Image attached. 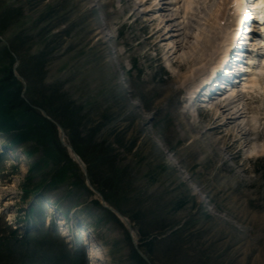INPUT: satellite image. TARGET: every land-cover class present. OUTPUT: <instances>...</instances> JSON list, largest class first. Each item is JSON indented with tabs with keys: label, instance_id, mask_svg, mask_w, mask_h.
<instances>
[{
	"label": "rangeland",
	"instance_id": "obj_1",
	"mask_svg": "<svg viewBox=\"0 0 264 264\" xmlns=\"http://www.w3.org/2000/svg\"><path fill=\"white\" fill-rule=\"evenodd\" d=\"M143 1L0 0V66L12 61L8 44L32 106L53 105L62 97L80 110L73 121L83 148V158L78 156L93 169L104 194L133 218L137 246L139 238L156 239L153 264H264V76L253 86L249 76L243 85L248 90L232 92L233 105L247 109L240 118L247 137L219 128L223 117L214 119L219 110L210 112L211 105L196 115L186 103L224 53L232 0ZM214 11L217 20L211 19ZM190 12L198 17L188 21L190 38L177 58L189 55L200 32L212 30L221 40L211 52L217 55L200 65L205 70L184 77L190 65L179 69L166 54ZM40 54L42 72L34 59ZM257 59L263 70L264 56ZM72 132L64 130L69 143ZM55 138L48 133L14 149L0 148V264H91L89 247L77 235L80 225L100 245L103 264H135L125 229L93 204L97 199L84 188L78 167L55 187L24 193L65 164L57 151L52 158L44 153L56 148ZM102 153L104 160L96 163ZM38 161L40 170L31 173ZM28 203L37 206L34 223L16 222ZM42 206L46 211H37ZM54 223L66 226L64 239ZM37 227L48 230L35 235ZM13 230L18 239L26 231L30 235L15 242L9 238Z\"/></svg>",
	"mask_w": 264,
	"mask_h": 264
},
{
	"label": "trees",
	"instance_id": "obj_2",
	"mask_svg": "<svg viewBox=\"0 0 264 264\" xmlns=\"http://www.w3.org/2000/svg\"><path fill=\"white\" fill-rule=\"evenodd\" d=\"M14 53L16 51L12 49ZM11 58V63L9 65H2L0 66V71H2L4 74L0 77V132L4 136L5 145L8 146H18L26 141L32 140V138H38L40 136L46 135L48 133L55 134L56 138L53 140L52 144L55 145L56 148H49L45 149L44 153L47 157L52 158L54 151H57V153L62 154L65 157V164L59 166L50 176V178H42L36 185L32 186V189H25L24 193H36V192H42L48 188L55 187L62 182L65 181L66 176L68 175V170L72 168H77V165L71 161V159L66 154L64 148L59 144L57 139V130L53 123L46 120L42 115L36 111L35 109L31 108L28 103L31 104V102L27 98L26 100L21 97V91L22 86L21 83L14 78L11 72L12 62L13 58L9 55ZM44 54H40L39 56H36L34 59H36V63H41V66L39 67V70L42 72L43 67V60ZM26 97V96H25ZM62 98V97H60ZM60 98H56V104L51 105L50 102L47 103V105L40 103V102H34L39 103L38 107L42 108L48 115H50L57 123H59L64 130H73V132L70 134V144L74 148L75 152L79 154L83 158V152L81 149V145L76 143L77 139H80V132L77 131V125H74L73 121H76L78 119V112L74 107L72 106L68 100L64 101ZM49 100V99H47ZM55 105V107H54ZM69 106L71 108H69ZM71 119V120H70ZM84 146V145H83ZM85 149H87L86 146H84ZM33 154L32 150H29L27 152V155L31 156ZM100 157V158H99ZM105 158L104 153L97 155L95 160L96 163L103 161ZM41 167V164L38 162L34 163L32 167L29 169V171L36 172L39 171ZM87 176L90 180V183L100 190L102 193L104 199L117 208L123 215L128 216L127 213L121 208L119 205V202L111 201V198L104 193V188L97 186V182L94 178V172L93 169L87 165ZM85 185H83L84 187ZM87 191L88 188L86 186L84 187ZM90 193V192H89ZM94 205L99 206L100 210L103 213V216L106 217V220H113L116 223L122 224L118 221V219L107 209L100 206L97 200L93 201ZM130 221L133 223V218L129 217ZM126 232V230H125ZM145 234H142L144 236ZM177 235V230L172 231L170 233V236ZM127 239H129V236L126 232ZM10 239H13V236L11 235L9 237ZM14 240V239H13ZM139 249L146 255L148 258L150 264H153L152 257H151V248L154 245V242L156 239H151L150 241H143V239L139 238ZM18 242V241H17ZM131 259L135 264H148L145 260H143L136 251L132 248L131 250ZM22 264V263H21Z\"/></svg>",
	"mask_w": 264,
	"mask_h": 264
},
{
	"label": "bare ground",
	"instance_id": "obj_3",
	"mask_svg": "<svg viewBox=\"0 0 264 264\" xmlns=\"http://www.w3.org/2000/svg\"><path fill=\"white\" fill-rule=\"evenodd\" d=\"M204 1L206 2L207 0H204ZM235 1L236 0H234V3H235ZM237 1L239 2V0H237ZM144 3H146V0H144L141 5H143ZM247 5H248L247 0H241V5H240L239 9H241L242 11H246ZM153 9L155 10V8H153ZM158 10L163 12V11H167L168 8H166V6H160ZM151 11L152 10H148V12L144 11L143 13L144 14H148ZM186 12H185V14H186ZM173 15H175V14H173ZM173 15H171L169 17L170 20L171 19L174 20L176 18V15L175 16H173ZM190 15L191 16L186 18V21L184 20L185 22H183V23H186V24H184V26L182 28L176 30V32L179 33V35L176 36L178 39L176 41L175 48L170 53L166 54V57L168 59L172 58V60L175 61V63H177V66H178L179 69L183 68L184 66L190 65L189 70H187V73L185 74L184 77H188L190 74L196 75V73H198V72H200L202 70H205V68L203 66L201 67L200 65L208 64L209 61H211L210 60L211 56L216 54V52L213 55H212V53L219 48L218 45H219V42L221 40V39L216 37V35H215L216 33L212 32V30L210 32L211 35H209V33H206L205 31L204 32H200L199 35L197 36L198 37L197 42L194 43L190 47L189 55L185 59H184V57H180V56L177 58V52L180 49H182L185 44L187 45V38H190L187 35L188 34L187 30L190 28V25H189L188 21L190 20L192 15L194 16L193 18L198 17L197 15H195V14H193L191 12H190ZM211 15H212L211 16L212 20L219 19V17L216 15L215 11ZM261 17L264 18V15L261 16ZM241 22H242V19L239 21V24H241ZM214 23H215V21H214ZM206 26H207V24H206ZM260 26H261V28H258V29L259 30H264V23L260 24ZM213 28L214 27L212 26V29ZM254 29L258 30L256 28H254ZM159 31L160 30H158V32ZM184 42H186V43L184 44ZM262 45L264 47V41L263 40H262ZM224 52H225V50H224ZM220 58H222V56H220L218 58V60H220ZM203 62H205V63L202 64ZM204 73L206 75L205 71H204ZM254 73L252 72V74H251V78H253V79H251V78L249 79V81H250L249 84L252 85V86H253V84L257 83V81L259 80V76H261V75L264 76V69H263V71H261V69H260V72L258 73V75L254 74ZM201 74H203V73H201ZM209 74L207 73V75H209ZM182 75L179 77V80H181L180 79L181 77L183 78ZM176 78L177 77H175V79ZM199 78H200V76H199ZM195 79H194V81H195ZM192 80H193V78H192ZM197 80H200V79H197ZM203 80L200 81L199 85L196 87L197 89L202 84H204ZM248 87H250V86H248ZM248 87L247 88L245 87L243 92L248 90L249 89ZM250 91H252L251 88H250ZM239 93H238V95H239ZM232 96H235V93L233 94L231 92L230 98ZM239 96H241V94ZM220 97H213L212 96V97H210L208 99V102H207V105H209V106L211 105L210 107H212V108H209V106H208L210 112L212 111L214 113L213 109L219 110V115H217L214 119H219L218 117H220L222 119V117H223V121L219 124V128H223L224 130H237L238 133L241 136H246L247 137L249 131H247L245 128L242 127V123L240 121V118L241 117L243 118L245 113H247V109H245L246 107L241 108L238 105L236 107L235 105H233L235 101L231 100L230 98L220 99ZM236 98H237V96H236ZM187 99H190V98H187ZM248 110L251 111V108L249 107ZM247 126H248V130H253V129L257 130V127L255 128L253 126H249V125H247ZM261 130H264V125L261 126ZM208 208L211 209L210 207H208ZM77 233H79V234L81 233L84 236V238H85V243L88 244L89 251H90V257L89 258L91 259V264H103V258H104L103 257V253L101 252V248L99 247L100 245L96 242L95 238L92 237L90 234H86V233H89V232L83 231L82 229L77 230Z\"/></svg>",
	"mask_w": 264,
	"mask_h": 264
},
{
	"label": "water",
	"instance_id": "obj_4",
	"mask_svg": "<svg viewBox=\"0 0 264 264\" xmlns=\"http://www.w3.org/2000/svg\"><path fill=\"white\" fill-rule=\"evenodd\" d=\"M16 65L17 64L14 65V68L16 67ZM15 76L17 78H19L22 81V83L24 84L23 79L21 77H19L18 75H15ZM38 110L42 114L43 117H45L46 119H48L49 121H51L55 125V127L57 129V132H58V140H59V143L61 144L62 147L65 148V150H66L68 156L70 157V159L79 166L80 170L82 171V173L85 176L86 186L93 192V194L95 195V197L100 201V204L104 208H106L109 211H111L120 220V222L126 228V230L128 232V235L130 237L131 243H132L135 251L137 252V254L143 260H145L148 264H150L148 262L146 256L139 250V248L137 246V235H136L135 230L132 227V224H131L130 220L127 217L123 216L117 209L109 206L105 202V200L102 197V195L96 189H94L91 186V184H90V182H89V180L87 178V175H86V167H85V164L82 162V160L80 159V157L76 154V152L73 150L72 146L67 142L63 128L57 122H55L51 118H49L43 110H41L39 108H38Z\"/></svg>",
	"mask_w": 264,
	"mask_h": 264
}]
</instances>
